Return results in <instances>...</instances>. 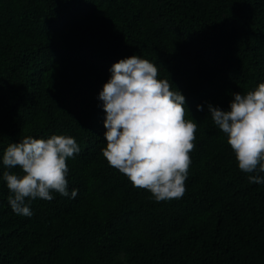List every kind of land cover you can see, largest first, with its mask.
<instances>
[{
    "label": "trees",
    "instance_id": "obj_1",
    "mask_svg": "<svg viewBox=\"0 0 264 264\" xmlns=\"http://www.w3.org/2000/svg\"><path fill=\"white\" fill-rule=\"evenodd\" d=\"M132 55L197 123L179 199L157 202L102 155L99 93ZM260 83L264 0H0V264H264V183L248 180L264 173L240 171L208 112ZM52 135L80 147L66 161L69 196L26 198L33 214L17 215L3 172L22 173L3 153Z\"/></svg>",
    "mask_w": 264,
    "mask_h": 264
},
{
    "label": "clouds",
    "instance_id": "obj_2",
    "mask_svg": "<svg viewBox=\"0 0 264 264\" xmlns=\"http://www.w3.org/2000/svg\"><path fill=\"white\" fill-rule=\"evenodd\" d=\"M110 71L98 97L106 113L103 157L157 202L181 198L197 131L194 119L185 118L189 111L184 95L168 79L158 78L157 66L137 55L119 60ZM208 112L226 134L240 171L264 173V83L247 94L234 93L228 110L209 103ZM79 152L75 138L64 135L27 136L11 143L3 153V166L22 173L3 172L12 211L30 217L26 198L51 201L52 192L69 196L66 161ZM248 180L264 183L259 174ZM77 194L73 189L70 198Z\"/></svg>",
    "mask_w": 264,
    "mask_h": 264
}]
</instances>
